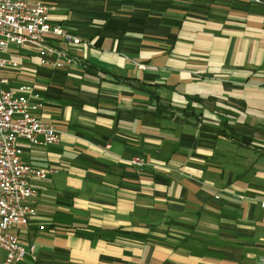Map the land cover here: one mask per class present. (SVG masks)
<instances>
[{"label": "crops", "instance_id": "1", "mask_svg": "<svg viewBox=\"0 0 264 264\" xmlns=\"http://www.w3.org/2000/svg\"><path fill=\"white\" fill-rule=\"evenodd\" d=\"M29 1L82 43L51 38L80 59L62 69L7 55L62 131L18 139L57 171L32 182L17 264H264V0Z\"/></svg>", "mask_w": 264, "mask_h": 264}, {"label": "built area", "instance_id": "2", "mask_svg": "<svg viewBox=\"0 0 264 264\" xmlns=\"http://www.w3.org/2000/svg\"><path fill=\"white\" fill-rule=\"evenodd\" d=\"M51 38L74 46L82 43L79 36L51 21L45 2L0 0V249L5 251L4 261L0 264H17L29 254L36 259L35 244L27 246L16 228L29 226L37 218L34 201L37 190L32 185L33 180L45 179L57 171L54 166L40 168L24 161L18 139L49 146L57 144L62 133L55 123L38 115L44 106L40 90L29 83L13 84L6 72L19 68L20 63L7 55L16 47L35 51L39 63L52 69L79 63L77 56ZM139 66L146 69L145 64ZM129 162L139 166L145 164L139 157ZM220 193L215 195L216 199L220 198ZM237 197L249 198L244 194H237ZM257 201L264 209V198Z\"/></svg>", "mask_w": 264, "mask_h": 264}, {"label": "trees", "instance_id": "3", "mask_svg": "<svg viewBox=\"0 0 264 264\" xmlns=\"http://www.w3.org/2000/svg\"><path fill=\"white\" fill-rule=\"evenodd\" d=\"M158 98H159V96H158ZM186 111V110H185ZM216 130V129H215ZM218 132H223V130H217Z\"/></svg>", "mask_w": 264, "mask_h": 264}]
</instances>
